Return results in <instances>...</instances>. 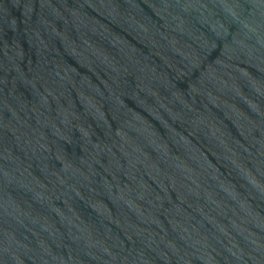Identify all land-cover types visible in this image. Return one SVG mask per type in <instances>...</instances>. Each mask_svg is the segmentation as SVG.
<instances>
[{"label": "water", "instance_id": "obj_1", "mask_svg": "<svg viewBox=\"0 0 264 264\" xmlns=\"http://www.w3.org/2000/svg\"><path fill=\"white\" fill-rule=\"evenodd\" d=\"M0 264H264V0H0Z\"/></svg>", "mask_w": 264, "mask_h": 264}]
</instances>
